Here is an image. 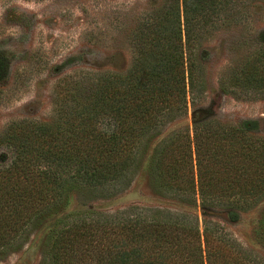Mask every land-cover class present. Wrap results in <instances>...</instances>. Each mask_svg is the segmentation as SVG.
<instances>
[{"label":"trees","instance_id":"trees-1","mask_svg":"<svg viewBox=\"0 0 264 264\" xmlns=\"http://www.w3.org/2000/svg\"><path fill=\"white\" fill-rule=\"evenodd\" d=\"M140 19L125 73L81 72L60 81L49 121L0 133V260L44 224V264H264L218 222L191 211L131 204L66 213L127 191L141 171L155 194L182 204L257 211L264 246V136L249 122H195L163 134L206 91L198 48L258 0H160ZM245 15V13H243ZM239 17V18H238ZM227 69L220 87L264 97V34ZM0 56V84L8 80Z\"/></svg>","mask_w":264,"mask_h":264},{"label":"rangeland","instance_id":"rangeland-1","mask_svg":"<svg viewBox=\"0 0 264 264\" xmlns=\"http://www.w3.org/2000/svg\"><path fill=\"white\" fill-rule=\"evenodd\" d=\"M160 0H0V56L8 64V80L0 84V133L14 121L52 119L56 85L81 72L125 73L133 61V35L141 17ZM241 18L224 22L205 36L198 54L205 69L206 91L186 115L170 123L163 134L195 122L217 119L226 124L249 122L252 132L264 136V97H236L224 92L220 79L228 68L257 50L264 34V0L246 1ZM242 7V8H243ZM141 171L131 187L112 199L84 205L73 197L66 213L87 208L101 211L131 204L191 211L220 223L245 249L264 258V246L255 240L257 211L234 219L230 210L187 205L163 198L150 187ZM52 224L35 230L26 244L10 252L0 264H44L46 235Z\"/></svg>","mask_w":264,"mask_h":264}]
</instances>
